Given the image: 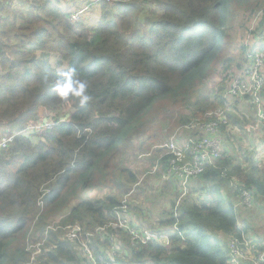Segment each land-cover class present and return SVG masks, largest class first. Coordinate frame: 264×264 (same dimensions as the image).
Masks as SVG:
<instances>
[{
  "label": "trees",
  "instance_id": "1",
  "mask_svg": "<svg viewBox=\"0 0 264 264\" xmlns=\"http://www.w3.org/2000/svg\"><path fill=\"white\" fill-rule=\"evenodd\" d=\"M16 1L20 0L0 3V128L5 135H15L9 147L0 151V264L27 263L30 254L25 243L40 212L39 200L52 209L67 194L78 202L55 227L81 225L82 240L96 255L111 259L109 239L95 230L115 223L120 198L134 190L132 186L138 187L136 173L121 170L120 195L79 199L87 193L86 184L99 163L109 166L112 149L137 116L157 100L176 102L177 96L184 95L181 103H189L208 76L207 71L200 73L202 66L221 44L223 0L101 2L93 25L72 20L65 0H22L29 10L21 9ZM227 1L229 18L257 21L255 30L249 29L252 45L240 48L243 62L239 68L244 70L250 65L247 50L264 40V0ZM72 66L88 83L91 99L85 106L77 98L61 102L52 91L57 73ZM228 80L226 77L218 85L204 106L176 119L183 127L199 118L198 114L223 109L230 126H222V157L192 182L191 195L178 206V219L175 205L179 193L156 221L132 201L125 211L139 228L170 233V244L135 248L123 231L110 228L108 235L115 237L119 248L116 261L228 264L230 238L264 234L259 232L264 229V164L257 163L264 148L255 138L264 129L255 128L252 114L243 123L235 111L239 103L247 106L248 99L234 103L224 98ZM229 105L233 112L227 110ZM47 118L54 126L29 129ZM232 126L243 132L240 154L231 140ZM260 141L264 145V137ZM167 161V157L160 160V170L166 168ZM243 190L252 195L251 210L238 207ZM253 210L259 216L252 214ZM253 215L259 219L252 222ZM175 224L184 240L173 233ZM46 228L41 236L38 223L35 225L39 241ZM87 233L93 234L89 240ZM78 250L80 244L65 240L63 229L51 231L38 264H84Z\"/></svg>",
  "mask_w": 264,
  "mask_h": 264
},
{
  "label": "rangeland",
  "instance_id": "2",
  "mask_svg": "<svg viewBox=\"0 0 264 264\" xmlns=\"http://www.w3.org/2000/svg\"><path fill=\"white\" fill-rule=\"evenodd\" d=\"M22 3V0L16 1L18 6H22ZM97 4L98 3H85L76 7H71L70 9L65 7V9L68 13H71L72 20L83 22L86 25H93L98 19V13L87 12L99 9ZM24 8L29 10L24 6H22L21 9L24 10ZM223 8L225 10V14L223 17L221 44L202 66L200 73L205 75L207 71L208 76L192 95L189 103H181L182 99H184V95L177 96L176 102L161 99L155 101L151 106H149V108L137 116L133 123L124 131L121 140L112 149L110 155L113 156V160L109 166H107L108 164H105L104 162H100L97 172L93 170L90 174V179L86 184L88 186L85 188L87 193H85V196L81 197L79 201L85 198L98 200L105 199L114 194L120 195L121 193L118 186L121 181H124L120 172L121 170L129 169L135 173L142 172L144 174L150 173L151 175L145 178V183H143L144 179L142 180L141 188L137 189L135 186H132L134 190L132 189L128 193L129 195L124 194L120 199L123 201L127 197L129 203L132 201L134 204L141 206L142 208L160 212V207L161 205H164L165 197L158 194L155 187L160 185L161 181L166 183L168 181L164 180L161 176V181L156 178L154 179V176L152 177L154 174L152 167L161 155L164 157L168 153V146L174 137H176L181 143L188 138L186 132L182 130L183 127L176 124V119L180 118L182 114L190 112V110H195L198 106H204L205 102L212 98L211 95L226 77L229 78L227 84L229 88L231 82L242 73L239 68L243 62L242 50L240 49L242 44L252 45L253 43L251 41V36L249 35V29L255 30L254 26L257 21H254V19L250 20L249 18L243 16H238L234 20L229 18L231 11L227 0H223ZM18 14L26 13L19 12ZM259 37L260 32L257 33V38ZM257 38L255 40H257ZM263 43L264 40L261 39L258 42V45ZM245 111L248 113L246 119L244 120H248L252 115L248 109H245ZM198 115H201L199 118L203 116L202 114ZM52 124L53 122L49 118H47L45 123H43L42 119L39 123L30 125L29 129L41 131L43 129H47L48 125ZM4 133L5 132L2 131V128H0V140L8 136L5 135L7 133ZM234 135H236V133L232 132L231 140L234 143L237 154H240V145L242 143L236 136L233 137ZM240 138L242 137L240 136ZM224 145L225 143L223 141V146ZM156 148L162 149L158 156H155L154 153ZM261 159L262 160L259 159L257 161L259 165L264 164L263 156H261ZM156 166L161 165L157 164ZM163 167H167L166 164ZM151 181L152 184L147 185ZM169 183H171V180H169ZM43 190L44 189H42V191ZM173 198L174 196L171 197V199ZM41 201L42 200L40 199L38 202V206L40 207L39 215H37L34 219L28 234L31 228L34 225H37V223L38 231L41 236L45 227L53 225L60 226V222L66 217L65 214H67L72 206L78 202L75 200L74 196L67 194L59 201L57 207L47 209L45 208V204L43 202L42 205H40ZM251 213L255 216H259L256 210H253ZM254 215L252 222L256 219ZM258 219H256V221ZM259 232H264V229H261ZM39 234L36 231L35 240L40 238Z\"/></svg>",
  "mask_w": 264,
  "mask_h": 264
},
{
  "label": "built area",
  "instance_id": "3",
  "mask_svg": "<svg viewBox=\"0 0 264 264\" xmlns=\"http://www.w3.org/2000/svg\"><path fill=\"white\" fill-rule=\"evenodd\" d=\"M2 0H0L1 3ZM73 5L79 3H112L114 0H65ZM247 58L250 65L242 70L241 75L235 78L228 91L225 99L238 100L248 99L250 113L256 120L255 128L264 129V99L262 93L264 90V45L247 50ZM227 110L233 112L231 105L227 106ZM54 126L48 125V128ZM222 126H229L225 110L217 109L207 111L201 118L192 121L183 126L182 130L186 132L188 138L182 143L174 137L168 146V153L162 157L168 158L167 167L160 170V166L153 169L154 173L159 170L161 177L169 181L173 179L179 190V197L175 205V218L178 219L177 210L181 201L191 195V184L200 175L204 173L208 165H215L216 161L223 154ZM15 135H8L0 140V151L7 149L13 142ZM264 137V132L260 133L257 140ZM264 148L261 141H257ZM261 147V148H262ZM259 147V150L261 149ZM261 158V157H260ZM143 179V178H142ZM141 179V181H142ZM139 185V182H138ZM127 197L122 201L120 207L116 209V221L105 227H98L95 233L102 238L109 239L111 243V259H107L104 255H96L91 246L82 240L83 228L81 225H69L63 229L64 239L70 242L80 244L81 257L84 264H121L116 261L119 257L118 246L115 237L108 235L110 228L123 231L131 241V245L135 248L148 245L149 243L170 244V233H155L144 228L136 226L130 217L125 213L129 208ZM42 205V201L40 202ZM238 207L245 209H253L254 202L252 195L248 191H241L240 202ZM60 227L49 226L45 230L44 239L35 240V225L31 228L26 243V251L30 257L26 264H38V259L43 255L44 246L47 243L48 236L51 231L62 230ZM173 233L184 240V233L180 231L177 224L173 227ZM86 239L89 240L93 234L87 233ZM228 264H264V234L261 237L254 235L248 237L242 235L240 238H230L228 240Z\"/></svg>",
  "mask_w": 264,
  "mask_h": 264
},
{
  "label": "crops",
  "instance_id": "4",
  "mask_svg": "<svg viewBox=\"0 0 264 264\" xmlns=\"http://www.w3.org/2000/svg\"><path fill=\"white\" fill-rule=\"evenodd\" d=\"M68 2L66 1L65 2V7L66 8H68V9H70L71 7H76V6H78V5H81V4H85V3H79V4H77V5H73V4H71L70 2L67 4ZM67 4V5H66ZM87 13H100V10L99 9H97V10H94V11H92V12H87ZM98 15V14H97ZM96 16V15H95ZM257 39H259V38H257ZM260 45H264V43L263 44H260ZM260 45H255V46H253V47H256V46H260ZM242 71V70H241ZM240 71V72H241ZM234 103H236V100H234L233 101ZM240 104V106L238 107V108H236V112H237V114L239 115V117H240V119H241V121H243V123H244V115H246L247 116V111H245V109H248V111H250L249 110V108L247 107V108H245L246 106H244L242 103H239ZM243 106V107H242ZM233 110H234V108H233ZM232 128V130H233V132H235L236 133V135H234L233 137H237L238 139H240V136L241 137H243L244 138V136L242 135V131H240L239 130V127H237V126H232L231 127ZM260 133H262V132H260ZM260 133H258L259 135H260ZM184 137V136H183ZM245 140V139H244ZM258 142L260 141V140H257ZM161 151H162V149L161 148H156L155 150H154V153H155V156H158L160 153H161ZM162 157V155L157 159V161L155 162V165L152 167L153 169L156 167V165L158 164V165H161V163H160V160L162 159L161 158ZM161 158V159H160ZM261 160V159H260ZM263 160H264V156H263ZM264 162V161H263ZM162 166V165H161ZM161 169V168H160ZM160 171V170H159ZM157 172V173H154L153 175H152V177L154 176V179L156 178L157 180H160L161 181V179H160V176H161V174H160V172ZM151 174L149 173V174H144V173H142V172H140V173H136V176H137V178H138V180H139V185H137L138 187H137V189H139V188H141V184H142V181H141V179L143 178L144 179V181H143V183H145V178L146 177H148V176H150ZM151 177V178H152ZM150 178V179H151ZM142 179V180H143ZM149 184H152V181L150 182V183H148L147 185H149ZM177 183H176V181H174L173 179H171V183H169V181L166 183V182H163V181H161V184L160 185H158V186H156L155 187V189L157 190V193L158 194H160L161 196H164L165 197V201H164V205H161V207H160V212H155L154 210H152V211H149L148 209H146L147 211H146V213L150 216H152L153 217V220H157V219H159V216L160 215H162V213H163V211H165L166 209H168L169 208V202H170V200H171V197L172 196H175V194H177V193H179L178 192V188H176V187H178L177 185H176ZM173 187H175V188H173ZM175 190V191H174ZM167 195H168V198H167ZM144 208H142V210H143ZM144 211V210H143ZM137 223H138V221H136ZM139 224V223H138Z\"/></svg>",
  "mask_w": 264,
  "mask_h": 264
},
{
  "label": "clouds",
  "instance_id": "5",
  "mask_svg": "<svg viewBox=\"0 0 264 264\" xmlns=\"http://www.w3.org/2000/svg\"><path fill=\"white\" fill-rule=\"evenodd\" d=\"M48 77L45 75V80ZM52 91L61 102H68L72 98H77L81 106H85L91 96L88 90L86 80L79 78V71L75 66L70 67L67 71L57 73Z\"/></svg>",
  "mask_w": 264,
  "mask_h": 264
}]
</instances>
